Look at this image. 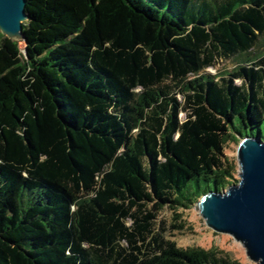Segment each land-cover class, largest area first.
<instances>
[{"label":"trees","instance_id":"obj_1","mask_svg":"<svg viewBox=\"0 0 264 264\" xmlns=\"http://www.w3.org/2000/svg\"><path fill=\"white\" fill-rule=\"evenodd\" d=\"M26 2L24 42L0 33V264H244L159 218L264 138V0Z\"/></svg>","mask_w":264,"mask_h":264},{"label":"water","instance_id":"obj_2","mask_svg":"<svg viewBox=\"0 0 264 264\" xmlns=\"http://www.w3.org/2000/svg\"><path fill=\"white\" fill-rule=\"evenodd\" d=\"M26 0H0V33L24 42ZM236 149L237 183L222 192H208L195 204L208 228L231 236L247 258L264 264V138L244 137Z\"/></svg>","mask_w":264,"mask_h":264},{"label":"rangeland","instance_id":"obj_3","mask_svg":"<svg viewBox=\"0 0 264 264\" xmlns=\"http://www.w3.org/2000/svg\"><path fill=\"white\" fill-rule=\"evenodd\" d=\"M263 51L264 43H261L252 54L253 56L259 55ZM235 66V60L224 61L220 62L216 69H209L208 71L213 75H219L232 70ZM236 149L237 144L232 143L229 149V156L235 160ZM236 179H239L238 175ZM159 220L162 221V228L166 231V238L176 242L179 247H203L208 249L214 247L223 249L234 252V257L244 264H255L247 258L242 245L233 240L231 236L215 233L208 228L200 213L196 210L195 205L188 209L179 208L177 211L166 208L161 213Z\"/></svg>","mask_w":264,"mask_h":264}]
</instances>
